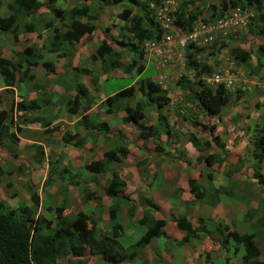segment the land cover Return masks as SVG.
I'll return each mask as SVG.
<instances>
[{
  "label": "trees",
  "instance_id": "trees-1",
  "mask_svg": "<svg viewBox=\"0 0 264 264\" xmlns=\"http://www.w3.org/2000/svg\"><path fill=\"white\" fill-rule=\"evenodd\" d=\"M56 1L45 0V2L40 3L37 0H10L6 3V9L9 14L0 17V32L10 34L15 40L19 33L35 32L37 27L43 26L51 34L50 40L47 42L50 47L48 52L57 53V57H61L64 56L68 46L71 48L72 44H77L81 39L89 40L91 38L106 7L122 4L120 12L116 14L115 18L120 23L119 30L123 31L119 35L125 40L121 38L113 40V44L118 49L117 53L107 44V39L109 38L105 37L106 39L100 40L88 58L91 62L97 60L101 65L105 64L103 72L114 69H122L126 74L133 69L137 73L143 71L142 65L137 66L136 64V58L141 60L144 55L143 42H157L162 34L161 28L154 22L153 9L149 5L156 6L163 0H140L141 2H138V0H82V2H78L75 6L66 10L56 8ZM201 2V0H198L196 3L181 4L172 14L171 24L182 32H190L192 24L203 9ZM261 3L262 0H219L220 9L217 13L221 15L222 12L236 7L254 6L255 8H260ZM40 7L47 8V13H49L47 20L43 24H40L38 20L40 15L37 10ZM35 14L36 16H34ZM27 16L33 21H26ZM53 23H58V26L53 25ZM247 27V33L252 38L262 37L264 39V14L260 13L256 22L248 24ZM107 30L105 29L104 33H107ZM221 46L224 45L221 44ZM236 46L230 51L233 60L237 64L245 65L247 68L250 66V73L256 74L264 65V46L258 44L254 50ZM190 49L192 50L189 51ZM184 51L186 66L190 67L194 72V80H192V84L186 78L178 77L175 81L177 87L181 92L185 93L186 99L192 98L196 102V106L205 116L219 117L222 109L229 103L228 94L222 85L209 88L204 84L202 75L210 74L211 70L198 59V55L202 53L210 56L211 51L209 49L206 50V47H194L192 43H189ZM130 52V58L125 60L124 54L127 55ZM72 55L70 54L68 57L71 58ZM122 57L123 61H119V58ZM39 59V51L32 45L15 53L13 62L0 56L2 92L12 95V88L16 84L31 83L33 81L31 71L38 65ZM252 59H254V62ZM41 65L46 72L53 71L50 63L46 62ZM262 78L264 79V73ZM92 80L95 79L92 77ZM191 85L196 86V91L193 93L188 91V87ZM73 90V96L64 102L66 113L72 115L80 111L81 119L85 120L86 115L83 114L88 110L92 98L83 86L75 84ZM136 94L142 96L146 102L154 104L157 112L155 114L157 125L145 123L144 110L146 102L137 100L131 104ZM168 101V97L162 88L148 78L140 80L135 87L128 86L110 96H105L101 105L107 112L113 114L122 111L124 116L121 122L123 124H132L136 130V138L140 141L157 140L162 133L167 141L169 132L167 128L162 127L166 121L160 110ZM32 106L33 104H17V107L22 110L29 109ZM261 113L259 125L255 126L257 127V133L252 137L253 145L250 150L257 164L264 158V110ZM92 117L96 119V116ZM23 121L24 123H33L34 121L37 122L38 119H25ZM10 127H14L11 116L8 115L6 110H0V143L5 139L12 143L13 133L8 132ZM203 127L210 132L214 128L212 126ZM107 129L105 123H96L91 126V137L105 136ZM61 139L64 144H70L73 141L71 144L73 147H79L83 144V140L76 134H64ZM213 140H216V138H213ZM191 143L194 144L193 139H191ZM155 146L159 147L158 144ZM208 146L209 143L207 141L200 144L202 149ZM37 154L40 155V151ZM127 154V148L120 144L103 152L101 160L91 161L84 166V169L88 173L102 172L112 162H119L125 159ZM205 163L210 164L211 162L206 160ZM141 164H143V161L139 160L134 164V168H138ZM48 168L47 177L42 183V190L54 182L51 177L54 174L53 172H55L56 162L54 164L49 163ZM65 171V169L58 170L55 177L56 180H61ZM3 173L0 169V175ZM225 176L228 179L229 172ZM252 179L256 185L261 186L260 190H264L263 176L256 173ZM67 180L68 185L81 187V202L91 199L98 205L99 198L93 192L81 185L79 181H73L70 177ZM229 184L233 183L229 181ZM123 187L124 182L119 178L117 172L110 171V178L103 187L104 195L110 198L112 203L107 212L109 229L100 234H97L95 223L90 216L82 212L76 213L73 218L63 216L64 202L53 209V221L46 220L41 216L33 217L28 207L24 205L8 208L0 203V264H58L59 259H63L61 264H83L84 262L81 261H83L85 252L89 255H98L104 264H119L138 260L141 250L146 248L152 240L163 237L165 223L164 220L155 219L146 225L148 220H151L150 218L142 217L138 219V224L146 225L143 235L131 246L122 247L118 240L122 229L120 223L116 220L119 204L123 203L125 205V216L127 218H131L135 210V206L129 204L126 196L120 193ZM188 189L194 201H201L203 193L191 179L188 180ZM216 193H218L217 189L214 190V194ZM30 199L32 205L36 206L38 202L37 196L32 193ZM257 207L256 210H247L245 214V218L248 220L251 219L254 213L257 214L255 222L250 224L251 233H239L229 230L227 226L215 225L211 219H199L197 226H193L185 217H177L173 219V222L176 228L183 233L180 240L181 243L198 239L200 233L207 235L206 228L211 225L213 226L212 230L219 237L216 242L217 245L227 249L231 244L235 252L241 249L242 254L239 258V264H264V257L259 261L261 252L257 243L258 239L264 236V198L257 203ZM155 255L157 257L159 254L156 252ZM155 255L152 262L157 261ZM143 263L144 261L142 260L139 262V264Z\"/></svg>",
  "mask_w": 264,
  "mask_h": 264
},
{
  "label": "crops",
  "instance_id": "crops-1",
  "mask_svg": "<svg viewBox=\"0 0 264 264\" xmlns=\"http://www.w3.org/2000/svg\"><path fill=\"white\" fill-rule=\"evenodd\" d=\"M9 1L10 0H7L4 3L0 1V17L9 14V11L6 9V3ZM58 2L62 3L61 0H57L55 2V7L66 10V8L57 7L56 4ZM78 2H82V0ZM46 9L47 8L40 7L37 10V13L40 15V17L38 16L40 24H43L49 16ZM34 16H36V14ZM41 16H43V19H41ZM26 21L33 20L27 16ZM53 25L57 26L56 23H53ZM2 36L4 37L5 44L1 45L0 48L1 57L13 62L15 60V53L20 52L30 45L38 49L40 56L38 65L31 71L33 74V81L31 83L16 84L12 88L11 97L9 94L2 92L3 85L0 79V110L7 111L14 125L13 128L10 127L8 129L9 133H13L12 143H9L7 139L2 140L0 143V153L3 155L0 156V169L4 174V164H13L15 161L19 162L17 158L22 159L23 157L29 159L30 162H39L41 164L38 171L31 172V176L38 172L42 173V176H39L41 179L47 177L49 163L54 164L56 162V164H58L59 162H70L73 164L76 162H83V167L79 170L81 173L80 181L84 182L85 184L83 185L99 198V203L96 205L91 199L85 201L83 204L78 202V212L89 215L92 220L94 219L95 228L101 231V233H104L108 230L107 228H109L107 212L109 209L108 207H110L112 203L110 198L104 195L103 187L105 182L110 178V171H116L119 178L124 182V188L134 190L133 192H128V198H132V203L135 206V202H137L139 207V209L135 208L131 218H127L125 216V205L120 203L118 210L120 214L116 217L120 225L129 221L131 226H139L145 230L149 222L155 219L164 220L163 237L152 240L146 247V249L152 252L156 251L159 254L156 257L159 264H239V258L242 254L241 249L235 252L230 244L226 249L227 254H218V250L220 251V249H222L216 243L218 241V238H216L218 235L214 233L209 226L206 228L207 235L200 233L198 240L194 239L187 243H181L180 240L183 233L176 228L173 219L185 217L193 226H197L199 219H211L215 225L221 224L222 227L227 226L229 230H234L239 233H251L250 224L255 222L257 214L254 213L250 220L245 218V214L247 213V208H249V210H256L258 208L257 203H254L253 198H251L252 192L264 191L262 189L260 190L261 186L256 185L252 179L256 173L264 177V158L259 164L256 163L250 152L252 147L249 149L248 145L244 143V137L250 132H253L251 133L252 136L257 133V127L255 126L259 125L258 119L259 115H261V112L264 110L263 106L260 107L258 112H255L258 118H256L254 122H252V120L255 116L252 117L251 115L247 116L242 114V110L239 107L229 105L227 108H225L226 106L224 107L227 111L224 110V108L222 109V113H220L222 115L219 116L218 119L219 122L220 119L225 120L227 118L228 122H224L218 126L217 124L214 125L211 119H208L210 123L208 124V122H206L205 124H201V127H191L186 123L173 125L171 122H168V119L161 109L160 112L166 121L162 127L167 128L169 132L168 140L166 141V137L162 133L157 140L149 139L140 141L136 138L135 127L132 124H123L121 122L124 116L122 111L113 114L107 112L101 105V102L105 98L101 93L102 81L107 77H112V75L116 77H125L128 75L119 74L118 71L120 72L122 69L106 71L103 72V74H96L91 71L92 69L89 67H92V65L95 72L101 71V68L97 65V63L100 64L99 61L94 60V64H91L88 60L86 61L90 54H88V52L91 50L92 53L99 44L96 45L97 42L94 41L93 38L89 40L81 39L77 44H72L71 48L68 46L64 56L57 57V53L48 52L50 47L47 42L50 40L51 34L47 29H44L43 26L37 27L35 32L19 33L15 40H13L8 33H2L0 37ZM70 54H73L71 58L68 57ZM128 55L129 53H127V55L124 54V56ZM252 61L254 62V59H252ZM46 62L52 65V72H46L43 69L41 64ZM69 68L72 69L73 73L75 72L77 76H80V78L86 75L89 79L80 80L79 78V80L71 83L72 79L70 77L69 80L71 84L69 86L66 85L65 80L57 81L60 76H63V79L66 78L67 74L70 73L68 71ZM108 73H110V75H108ZM258 73L261 80H258L259 77H255L251 81L258 80V82L264 83V79L261 77L264 73V66L260 68ZM92 77L95 80H92ZM39 83H42V85ZM250 83L249 81L247 85H251ZM75 84L77 86H83L92 98L88 110L83 114L86 115L85 120L81 119L80 111L69 115L66 113L65 105L59 106L61 108L59 109L56 104L59 100L65 102L68 98L73 96ZM133 86L135 87V84ZM64 91L67 92L64 93ZM38 92L45 96L43 103L37 101V96L40 95L37 94ZM6 96H8V102L10 104L8 108L5 106L7 102ZM262 97L264 96H259L258 99L260 100ZM141 99L143 100L144 98L142 97ZM20 103L33 104V106L29 109L22 110L17 107V104ZM152 104V102H147L144 116L145 113L149 112L151 109L153 113H157L155 108L149 107ZM41 108L44 110H41ZM224 111H226V113H223ZM46 114H48L50 118L39 116ZM92 116H96V119H93ZM34 118H37L38 121H34L33 123H24L23 121L25 119L34 120ZM146 120L145 118L146 124L157 125V122L147 123ZM99 122L106 124L108 128L106 135H99L96 138H92L91 126ZM203 126H212L214 128L210 132ZM171 129L176 131L178 135L176 136ZM179 130L188 131V135L185 139L183 133L179 132ZM64 134L78 135V137L83 140V144L79 147H73L71 145L73 141H71L70 144H64L61 139ZM178 138L183 140L182 145L177 142ZM190 138L194 140V144L191 143ZM213 138H216V140H213ZM227 139L231 141V146L228 148L224 145V142L227 144ZM205 141L209 143V146L204 150L200 147V144ZM235 141L237 142L235 143ZM1 144L2 146H6V149L5 147L2 148ZM120 144L127 148L128 154L125 159L119 162H112L108 168L99 173H88L84 169V166L91 161L101 160L103 152ZM157 144L159 147L155 146ZM54 146L57 147V150L61 151L62 156L59 155L54 157V154H50V152L54 150ZM39 151L40 155L37 154ZM174 152H177L180 157L172 154ZM166 154L173 159L168 158ZM4 159L7 161L4 162ZM139 160L143 161V164L139 165L138 168H134V164ZM178 160L182 162L181 165ZM199 160L204 163L206 160H210V162L211 160L212 162H221L218 175L215 176L213 173V163H205L206 167L202 165V170L195 166V163L199 162ZM77 167L79 168V166ZM130 167L134 169L133 174L128 172ZM246 167L247 170H244ZM62 169L65 168H59V170ZM236 170H240L239 173ZM30 171L31 170L28 168L26 174H29ZM74 171H76V169H74ZM228 172V179L233 183L231 185L225 176ZM67 173L65 171L62 177L63 188L65 186L70 188L69 186H71L64 182L66 179L64 176L67 175ZM235 174L240 175L239 180L233 179L232 176ZM195 177L197 178L195 181H197L201 189L200 191L203 193L201 201L193 200L186 184L188 179ZM54 179L56 180V178H53V181ZM54 182H52V185L49 187L54 186ZM247 186L248 188L246 189L245 187ZM49 187L47 191H49ZM239 188H241V190H239ZM215 189L218 190L216 194H214ZM31 193L36 196L38 194L37 191ZM151 201L158 206V209L161 201L171 203V205L168 206L169 211L161 209L159 211L156 210L154 212L156 214H146V210L151 208L149 207ZM212 203L213 205H211ZM95 206H100V208L97 209ZM92 211L93 214H91ZM220 211H222V214H219ZM160 212L167 213L168 218L165 219L161 217ZM142 217L150 218L151 220H148L146 225H140L137 221ZM123 232L119 239H124L123 236L125 235ZM262 241H264V236L258 239V248L259 243ZM167 243L170 244L169 246H171L172 243H174V245L171 246L172 249L165 248V252L161 254L159 249L164 246L168 247ZM98 257L97 255L92 258V260L97 261ZM147 259L149 260V256H147ZM223 260L225 263H223Z\"/></svg>",
  "mask_w": 264,
  "mask_h": 264
},
{
  "label": "rangeland",
  "instance_id": "rangeland-1",
  "mask_svg": "<svg viewBox=\"0 0 264 264\" xmlns=\"http://www.w3.org/2000/svg\"><path fill=\"white\" fill-rule=\"evenodd\" d=\"M0 1L4 3L7 0H0ZM61 1L62 3L58 2L56 6L59 8L67 9L75 5L80 0H61ZM197 1L198 0H163L156 6L149 5L153 9L152 13L154 16V22L157 23L158 26L162 30V34L160 36V39L158 40L159 43L157 46L159 47L162 46L163 51L159 54H156L152 50L145 51L143 49L144 55L142 59L140 60L139 58H136L137 66L142 65L143 71H141L140 73H137L136 70L133 69L128 74H126L122 70H120V72L118 71L119 74L128 75V76L116 77L112 75V77H107L101 83V93L104 95V97L110 96L128 86H133L134 84L135 86H137L140 80L142 79L145 80L149 78L152 82L159 85L160 88H162V90L166 93V96L168 97L169 101L162 108L161 111L168 119V122H171L173 125L178 124V123L179 124L186 123L190 125L191 127H201L200 125L208 122V119L209 120L211 119L214 125L217 124L218 126L224 122H228L227 118L225 120L220 119V121L218 122L219 117L205 116V114L196 106V102L192 98L186 99L185 93L181 92L176 85L175 81L178 77H184L190 83H192V80H194V77H193L194 72L190 69V67L186 66L185 51H184L186 46L189 43H192V41L188 39V35L194 32L196 36L195 43H192L194 47H204V48L206 47V50L209 49V51H211L210 56L206 55L205 53L198 55V59L200 60V62L208 66L211 70L210 74L202 75V79H205V80L210 79V77L214 73L222 74L224 70H227L228 74L232 75L233 81H232L231 86H229L228 88H224L229 98V103L225 105L226 106L225 108H227L229 105L237 106L242 110L241 111L242 114H245L247 116L251 115L252 117L255 116L254 119L252 120V122H254V120L258 118L255 115V112H258V110H260V107L264 106V97H262V99L260 98V100L258 99V97L262 95L264 96V93H261L258 89H255L254 87H251V85H247V84L249 83V81L251 82V80H253L255 77H259L258 75L259 73L257 72L256 74H251L249 70L250 66L247 68L243 64H237L236 61L233 60V57L230 51L236 45H237L236 47L251 48L252 50H254V48H256L258 44H262L264 46V39L262 37L252 38L247 33L248 24L250 25L252 22L255 23L260 13L264 14V0H262L260 8H255L254 6H248L244 8L236 7L238 8V16H236V18L234 17V19H231V18H232V14L235 13L236 10L234 9L236 8L228 9L227 11H224L222 12L221 15H219L217 13V11L220 9L219 0H201L203 9L200 11V14L197 16V19L192 24V28L190 32L188 33L182 32L181 30L177 29L175 26H173L169 22L167 24V27L164 25V22L166 21V17H168L169 20H172V14L181 4L186 5V4H191V2L196 3ZM37 2L42 3V2H45V0H37ZM138 2H141V1L138 0ZM121 5L122 4H119L118 6L106 7L103 10L102 15L100 16V19L97 23L96 31L91 36V39L93 38L94 41L97 42L96 45L100 42V40L106 39L105 37H108L109 39H107V42H108L107 44L111 47V49L115 51V53H117L118 49L113 44V40L120 39L121 36L119 35V33L123 32L122 30H119L120 23L115 18L116 14L120 12V9L122 7ZM41 19H43V16H41ZM235 19H236V23H234L235 21H233ZM238 19H241L244 22V25H240L237 21ZM56 25L58 26V23H56ZM105 29H108L107 33H104ZM0 35H2V33H0ZM166 36H169V38L166 39ZM121 39L125 40V38L123 37ZM149 42H153V41H149ZM180 42H182V44H180ZM4 44H5L4 37L2 36L0 37V48H1V45H4ZM221 44H223L224 46H221ZM191 50L192 49H190L189 51ZM89 53H91V50L88 52V54ZM130 54L131 52L129 53L128 56H124V59L128 60L131 56ZM87 60L91 64H94L88 59V57L86 61ZM121 60H123V57L119 58V61ZM97 65L98 67L101 68L100 72H95L93 65L92 67H89V68L92 69L91 71L96 74L97 73L103 74V68L105 69V64L100 65L97 63ZM68 71L70 73L67 74L66 78L63 79V76H60L57 79V81L65 80V83L67 86H69L71 83H74V81L79 80L80 78V76H77L75 72L73 73L72 69L69 68ZM108 75H110V73H108ZM70 77L72 79L71 83L69 80ZM81 79L88 80L89 77L85 75V76H81L80 80ZM258 80H261V78L259 77ZM260 83H263V82H260ZM39 84L42 85V83H39ZM204 84L208 86L209 88H215L214 84H210V83H207V84L204 83ZM188 91L190 93L195 92L196 86L195 85L189 86ZM65 92L67 91H64V93ZM37 94H40V92H38ZM9 96L11 97V95ZM37 98H38L37 100L38 102L43 103L45 96L43 94L42 95L40 94L37 96ZM141 98L142 97L140 95L136 94L133 100L131 101V104H133V102L137 100L146 102L145 99L142 100ZM6 99H7V102L6 101L4 102H6L5 106L8 108L10 105L8 102V96H6ZM56 104L58 107L65 105L64 102H62V100H59V102H57ZM60 107L59 109H61ZM149 107L155 108L154 104L150 105ZM225 108L224 110H226ZM41 110H44V109L41 108ZM152 111L153 110L151 109L149 110V112L145 113V118L147 119L146 120L147 123H156V115ZM226 111H224L223 113H226ZM221 115L222 114H220V116ZM39 116H42L43 118H50L48 114L39 115ZM209 123L210 122H208V124ZM220 131H221V128H220ZM173 132L176 134V136L178 135L176 131H173ZM179 132L183 133L184 139L188 135L187 130H179ZM251 133L253 132H250L245 137L243 136L245 140L244 143L248 145L249 149L253 145L252 138H251L253 136L251 135ZM226 141H227V144H225L224 142V145L226 148H228L229 146H231V141L228 139ZM177 142L180 145H182L183 140L178 138ZM236 142L237 141H235V143ZM4 147L6 149V146H2V148ZM56 148L57 147L54 146L53 147L54 150H52L50 154H54V157H57L59 155L62 156L61 151L57 150ZM172 154H174L175 156H179L177 152H174ZM0 156H3V155L0 153ZM166 156L168 158L173 159L172 157L168 156V154H166ZM17 159L19 162L15 161L13 163L14 165L12 163L4 164L5 174L3 173L2 175H0V203H2L4 207L16 208V207L24 205L28 207L33 217L41 216L45 218L46 220H52V221L54 217L53 209L56 208V206H60L62 202L65 203L64 204L65 209L62 212L63 216H66L68 218H73L74 215L78 213V202L81 204L85 202V200L81 202L82 196L80 194L81 192L80 186L71 185L69 186L70 188H65V187L63 188L62 187L63 178H61V180H54L55 181L53 183L54 186L52 187L48 186L49 191H47V188H48L47 186H46V189L44 188L42 190L41 184L44 179L39 178V176H42V173L38 172V173H35L33 176H31V172L38 171L41 167V164L39 162L38 163L30 162L29 159L25 157H23L22 159L21 158H17ZM6 161L7 160L4 159V162ZM178 161L180 162L179 164L181 165L182 162L180 160ZM203 163L204 162H200L199 160V162L195 163V166L199 167L202 170V165H205V163L204 164ZM211 163H213V166H212L213 173L216 176L218 175V170H219V166H221L220 164L221 162H212L211 160ZM83 164H84L83 162H76L73 164L70 162H66V163L59 162L58 164H56L55 172H53L54 174L52 178H55L57 176L56 173L59 170V168H65L66 173L68 172L67 175L64 176V178H66L64 181L66 182V184H69L67 183L68 182L67 178L70 177L72 178L73 181H79L81 185H83L85 183L80 181L81 173L79 171L82 169ZM77 166H79V168ZM28 168L31 171L29 174H26V170ZM74 169H76V171H74ZM133 170L134 169L130 167L128 169V172L133 174ZM244 170H247V167ZM236 171L239 173L240 170L239 171L236 170ZM46 173H47V170H46ZM232 177L234 180H239L240 175L235 174ZM221 178H222V175H221ZM196 179L197 178L195 177V178H192L191 180L194 181V183H196L198 187H200L197 181H195ZM188 180L186 182L187 186H188ZM245 188L247 189L248 186ZM35 190L38 193L37 194L38 202L36 206H33L32 201L30 199V195L32 194L31 192L33 191L36 192ZM239 190H241V188H239ZM130 191L133 192L134 190L125 189L123 187L120 193L123 196H127L126 198L129 204L134 205L131 200L132 198H128L129 197L128 192ZM251 195H252L251 198H253V202L258 203L262 198H264V191H260V192L255 191V192H252ZM197 197L199 196L197 195ZM150 203L151 205L149 207L151 208H148L145 212L148 215H152L151 213L156 214L154 212L156 210L159 211L161 209L169 211L168 206L171 205V203H166L164 201H161L160 207L158 209V206L155 205L152 201ZM135 204H136V206L134 205L135 208L139 209L137 202H135ZM95 207L97 209L100 208V206H95ZM246 210H249V208H247ZM91 214H93V211L91 212ZM116 214L118 216L120 212L118 211ZM219 214H222V211H220ZM160 216L165 219L168 218L167 213L160 212ZM208 226L209 228L213 227L211 225H208ZM121 229H122V232L124 231L123 233L126 237L123 236L124 239L120 238L118 240L121 246L124 248L129 247L132 244H134L136 239L141 237L144 233V229H142L139 226H136V227L131 226L129 221L121 225ZM96 232L97 234L101 233V231L97 229H96ZM133 236H135L136 238ZM216 238H219V237H216ZM195 240H198V239H195ZM167 244H168V247L164 246L159 249V252H161V254L165 252V248L172 249L171 246L174 245V243H172L171 246H169L170 245L169 243ZM259 250L261 252V258L259 259L260 261L264 257V241L259 243ZM155 253L156 251L152 252L149 249L144 248L143 250L139 252L140 257L138 260H135L134 262H131V261L122 262L120 264H132V263L139 264L141 260L144 261L143 264H159V262L157 261L152 262ZM218 254H227V250L222 248L220 249V251L218 250ZM145 255L149 256V260L147 259V256ZM96 256H97L96 254L89 255L87 254V252H85L83 261L81 262H84L83 264H104L100 260V257H98L97 261L92 260V258ZM62 260L59 259L58 264H61ZM223 263H225L224 260H223Z\"/></svg>",
  "mask_w": 264,
  "mask_h": 264
},
{
  "label": "built area",
  "instance_id": "built-area-1",
  "mask_svg": "<svg viewBox=\"0 0 264 264\" xmlns=\"http://www.w3.org/2000/svg\"><path fill=\"white\" fill-rule=\"evenodd\" d=\"M236 10L235 13L232 14V18L231 19H234V17L236 18V16H238V8L234 9ZM235 21L234 23H236V19L233 20ZM238 23L240 25H244V22L241 20V19H238L237 20ZM168 22L171 24L172 20H169L168 17H166V21L164 22V25L167 27V24ZM164 26V27H165ZM178 29V28H177ZM169 36H166V39H168ZM195 33L192 32L188 35V39H190L192 41V43H195ZM161 42V41H160ZM159 42H144L142 47L144 50H152L154 51L156 54H159L163 51L162 49V46L159 47L157 46ZM180 44H182V42H180ZM156 48V49H155ZM233 77L232 75H229L228 74V71L227 70H224L222 72V74L220 73H214L210 79H202L204 81V83H210V84H214L215 87H217L218 85H222L224 88H228L229 86H231L232 84V80ZM251 87H255V89H258L261 93H264V83H260V82H257V81H251Z\"/></svg>",
  "mask_w": 264,
  "mask_h": 264
},
{
  "label": "clouds",
  "instance_id": "clouds-1",
  "mask_svg": "<svg viewBox=\"0 0 264 264\" xmlns=\"http://www.w3.org/2000/svg\"><path fill=\"white\" fill-rule=\"evenodd\" d=\"M144 42H146V41H144ZM149 42V41H148ZM158 42V41H157ZM144 51V50H143ZM146 51V50H145Z\"/></svg>",
  "mask_w": 264,
  "mask_h": 264
}]
</instances>
